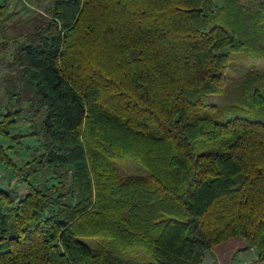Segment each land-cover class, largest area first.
Here are the masks:
<instances>
[{"label": "trees", "instance_id": "16d2710c", "mask_svg": "<svg viewBox=\"0 0 264 264\" xmlns=\"http://www.w3.org/2000/svg\"><path fill=\"white\" fill-rule=\"evenodd\" d=\"M20 36L10 96L39 120L0 114V264H203L236 237L264 262V71L212 101L264 56V0H55Z\"/></svg>", "mask_w": 264, "mask_h": 264}, {"label": "rangeland", "instance_id": "374dc122", "mask_svg": "<svg viewBox=\"0 0 264 264\" xmlns=\"http://www.w3.org/2000/svg\"><path fill=\"white\" fill-rule=\"evenodd\" d=\"M55 0H0L2 9H0V114L4 112L10 115V120L15 125L4 123L10 134L29 132L33 123L39 120L36 114L30 113V102L27 101L30 97L23 95L18 102L12 98L11 84L19 77L16 73V65L12 64V53L16 47L17 42H23L24 37L20 36L25 34L28 29L32 27L33 20L39 16L46 14V8L49 7ZM264 71V56L251 57L248 54L234 55L231 61V66L226 70V77L224 82L223 93L220 96L212 98L213 103L217 105H224L226 103L235 102L236 94H239V88L241 83L245 81L249 72ZM245 75V78H244ZM11 91V92H10ZM1 118V117H0ZM25 142V140H23ZM32 143V141H29ZM17 143L12 146V149L7 150L9 154L15 160L19 167L24 170V162L33 159L30 152L26 150H20L18 153ZM23 148V147H22ZM35 165L31 167L34 168ZM134 173H142L137 169V166L130 164L127 167ZM48 178V173H40L37 175V179L41 185L44 184V180ZM18 179V178H17ZM15 174L10 169H0V182L3 183V187L10 188L14 186V182H17ZM16 191L21 192V189ZM232 239V238H231ZM230 240V239H229ZM227 241V240H226Z\"/></svg>", "mask_w": 264, "mask_h": 264}, {"label": "crops", "instance_id": "0c3cea01", "mask_svg": "<svg viewBox=\"0 0 264 264\" xmlns=\"http://www.w3.org/2000/svg\"><path fill=\"white\" fill-rule=\"evenodd\" d=\"M210 252L216 264H264L257 260V253L253 249H246V242L240 237L227 240Z\"/></svg>", "mask_w": 264, "mask_h": 264}, {"label": "water", "instance_id": "95a60500", "mask_svg": "<svg viewBox=\"0 0 264 264\" xmlns=\"http://www.w3.org/2000/svg\"><path fill=\"white\" fill-rule=\"evenodd\" d=\"M23 186H25V184H23ZM203 264H216V261L213 258L210 250H207L203 253Z\"/></svg>", "mask_w": 264, "mask_h": 264}]
</instances>
